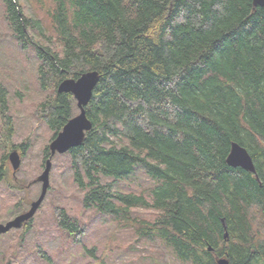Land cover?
Returning <instances> with one entry per match:
<instances>
[{
	"label": "trees",
	"instance_id": "16d2710c",
	"mask_svg": "<svg viewBox=\"0 0 264 264\" xmlns=\"http://www.w3.org/2000/svg\"><path fill=\"white\" fill-rule=\"evenodd\" d=\"M28 5L25 12L21 0H0L7 35L21 52L30 51L35 79L53 92L36 114L54 136L71 118L68 98L76 101L70 92L57 93L58 84L87 71L99 75L84 106L91 128L59 154L82 192L81 208L131 228L136 240L158 239L152 259L162 258L164 247L181 264H216L220 257L264 264V4L31 0L32 11ZM7 110L1 89L0 113ZM231 142L248 151L255 173L226 163ZM5 158L0 182L11 191L17 185L7 182ZM140 172L152 183L126 188ZM56 191L48 226L57 224L72 243L85 230L89 239L102 232L68 213L59 204L65 192ZM31 222L13 245L4 243L0 264H50L45 244L52 226L36 233L32 227L33 240H26ZM89 244L81 246L101 260Z\"/></svg>",
	"mask_w": 264,
	"mask_h": 264
},
{
	"label": "rangeland",
	"instance_id": "374dc122",
	"mask_svg": "<svg viewBox=\"0 0 264 264\" xmlns=\"http://www.w3.org/2000/svg\"><path fill=\"white\" fill-rule=\"evenodd\" d=\"M21 1L23 7L25 6V12L28 3V7L30 6L32 11L31 0ZM2 11L3 9L0 7V34H4V38L0 36V90L2 89L5 93L8 110L5 111L4 115L0 113V155L6 156L4 163L7 167V182L17 185V189L10 191L6 185L0 182V223H5L22 210L27 209L29 203L38 197L41 183L29 185L28 183L43 170L46 156L43 149L48 147L49 142L54 137V131L45 119L36 114V109L43 102L51 99L53 92L48 87H42L39 80L35 79L36 69L30 51L23 49L21 52V49L7 35L9 29ZM68 101L71 104V116H73L78 112L76 101L73 103L69 98ZM14 148L20 152L21 163L13 173L7 154ZM71 173L66 155L52 157L49 189L32 217L30 230L26 232V240L27 238L33 240L32 227L36 233L37 230L52 226V229L49 230L51 236L45 244L48 254H51L52 257L50 264H84L86 261L92 262V264H181L171 251L164 247L166 252L164 251L163 259L161 257L155 259L148 257V255H157L154 253L157 251L155 248L157 246L154 244L157 243L158 239L155 243L145 239L136 240L131 228H121L116 222L110 221L104 216L92 217L90 210L82 209L77 201V196L81 195L82 192L73 184ZM137 175L136 180L125 182L126 188L132 189L131 187L137 188L139 186L141 189L152 183L142 172L137 173ZM119 185L121 188L124 187L123 182ZM58 188H61L63 193L65 192V196L60 200L61 202L59 201V204L65 207L68 213L79 216L85 225H88L89 222L91 224L93 221L100 229L104 227L102 232L96 237L89 234V239L86 238L88 231L85 230L84 234H81L79 242L72 243L70 238L69 240L63 239L62 232L56 230L57 224L48 226V222L54 220V216H52L53 200L58 195L56 191ZM9 192L14 193V195L11 197ZM17 201L20 202V205L16 208L12 207ZM144 214V211H139L140 216ZM21 230L23 228L11 229L8 231L9 233L7 232L8 234H1L0 250L5 248V242L13 245ZM88 240L97 246L96 253L99 254L101 260H95L85 250L84 246H81L85 244L87 248L91 247ZM132 242H135L138 248H130L128 244ZM115 244L120 245L121 250H112V253L109 252V249L103 248L108 247V245L114 247ZM118 250L120 251L116 252ZM60 252L62 255L57 259L56 257ZM34 263L37 264L36 261ZM38 264L42 263L38 262Z\"/></svg>",
	"mask_w": 264,
	"mask_h": 264
},
{
	"label": "water",
	"instance_id": "95a60500",
	"mask_svg": "<svg viewBox=\"0 0 264 264\" xmlns=\"http://www.w3.org/2000/svg\"><path fill=\"white\" fill-rule=\"evenodd\" d=\"M253 5H263L264 0H252ZM97 71H87L77 79L67 78L61 81L57 86V92H70L77 100L78 113L69 118L62 126L61 130L54 136L49 143L50 155L45 161L41 173L34 179V182H41L39 196L30 202L27 210L15 215L5 223H0V234L7 232L12 228H20L35 214L39 205L43 201L49 187V173L51 169V157L56 153H64L74 146H78L85 135V132L91 128V123L85 115L84 106L87 105L94 87L98 82ZM8 159L13 170L20 166V157L16 150L8 154ZM226 163L229 166H239L245 170L255 173L254 164L248 151L236 142H231L230 150L226 157ZM222 222L224 219L222 218ZM210 249V247H208ZM216 264H229L228 259L220 257Z\"/></svg>",
	"mask_w": 264,
	"mask_h": 264
},
{
	"label": "bare ground",
	"instance_id": "6f19581e",
	"mask_svg": "<svg viewBox=\"0 0 264 264\" xmlns=\"http://www.w3.org/2000/svg\"><path fill=\"white\" fill-rule=\"evenodd\" d=\"M255 6V5H254ZM74 97V96H73ZM74 99L76 100V98L74 97ZM76 105H77V100H76ZM88 119V118H87ZM229 153V152H228ZM228 155V154H227ZM227 157V156H226ZM252 158V157H251ZM226 161V159H225ZM253 161V160H252ZM249 171V170H248ZM251 172V171H250ZM253 173V172H252Z\"/></svg>",
	"mask_w": 264,
	"mask_h": 264
},
{
	"label": "flooded vegetation",
	"instance_id": "af4514ba",
	"mask_svg": "<svg viewBox=\"0 0 264 264\" xmlns=\"http://www.w3.org/2000/svg\"><path fill=\"white\" fill-rule=\"evenodd\" d=\"M18 153H19V155H20V152L18 151V149H16V148H14Z\"/></svg>",
	"mask_w": 264,
	"mask_h": 264
}]
</instances>
